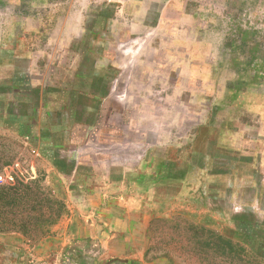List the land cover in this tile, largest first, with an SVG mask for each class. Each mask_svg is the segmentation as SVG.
<instances>
[{
    "label": "rangeland",
    "instance_id": "rangeland-1",
    "mask_svg": "<svg viewBox=\"0 0 264 264\" xmlns=\"http://www.w3.org/2000/svg\"><path fill=\"white\" fill-rule=\"evenodd\" d=\"M0 178L66 206L0 264H125L67 237L85 183L147 212L143 264H201L153 239L182 222L264 264V0H0Z\"/></svg>",
    "mask_w": 264,
    "mask_h": 264
},
{
    "label": "trees",
    "instance_id": "trees-1",
    "mask_svg": "<svg viewBox=\"0 0 264 264\" xmlns=\"http://www.w3.org/2000/svg\"><path fill=\"white\" fill-rule=\"evenodd\" d=\"M65 212L64 202L45 185L44 179H16L13 184L0 186V233H19L28 240L40 241L51 234ZM159 222L167 224L169 221ZM182 223V229L177 225L167 232L156 230L159 236L153 239L166 234L169 236L165 242L167 248L175 247V252L183 251L188 257L201 260V264H244L246 247L201 224ZM260 241L257 242L256 253L264 249V243ZM166 251L163 254L169 258Z\"/></svg>",
    "mask_w": 264,
    "mask_h": 264
},
{
    "label": "crops",
    "instance_id": "crops-1",
    "mask_svg": "<svg viewBox=\"0 0 264 264\" xmlns=\"http://www.w3.org/2000/svg\"><path fill=\"white\" fill-rule=\"evenodd\" d=\"M86 186L83 184L78 191L82 201L76 202L74 208L68 207V239L94 242L101 250V259L143 264L150 221L147 212L132 199L111 196L114 192L109 186L91 190Z\"/></svg>",
    "mask_w": 264,
    "mask_h": 264
},
{
    "label": "built area",
    "instance_id": "built-area-1",
    "mask_svg": "<svg viewBox=\"0 0 264 264\" xmlns=\"http://www.w3.org/2000/svg\"><path fill=\"white\" fill-rule=\"evenodd\" d=\"M0 183H1V178H0Z\"/></svg>",
    "mask_w": 264,
    "mask_h": 264
}]
</instances>
